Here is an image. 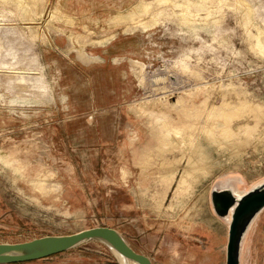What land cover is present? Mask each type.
<instances>
[{"label": "rangeland", "instance_id": "obj_1", "mask_svg": "<svg viewBox=\"0 0 264 264\" xmlns=\"http://www.w3.org/2000/svg\"><path fill=\"white\" fill-rule=\"evenodd\" d=\"M16 1L0 0V243L108 226L154 264H226L211 191L264 182V0ZM178 97L204 109L205 157L158 146L139 112ZM247 233L242 264H264V209ZM16 264L120 262L90 239Z\"/></svg>", "mask_w": 264, "mask_h": 264}, {"label": "water", "instance_id": "obj_2", "mask_svg": "<svg viewBox=\"0 0 264 264\" xmlns=\"http://www.w3.org/2000/svg\"><path fill=\"white\" fill-rule=\"evenodd\" d=\"M215 214L228 222L226 264H242L243 242L251 224L264 209V182L238 195L233 186L211 191ZM90 239H98L116 249L127 259L140 264H154L150 257L136 251L115 228L95 226L66 235H46L16 243H0V264L29 262L48 258Z\"/></svg>", "mask_w": 264, "mask_h": 264}, {"label": "bare ground", "instance_id": "obj_3", "mask_svg": "<svg viewBox=\"0 0 264 264\" xmlns=\"http://www.w3.org/2000/svg\"><path fill=\"white\" fill-rule=\"evenodd\" d=\"M38 0H18V5L20 4L21 6L23 5L25 7V10L28 11L29 8H31L32 6L36 5V2ZM43 1V0H41ZM23 7V8H24ZM22 8V7H21ZM24 10V11H25ZM31 10V9H30ZM27 11L25 13H27ZM33 11V10H32ZM55 11V15L54 17L58 16L61 17V12L59 7L54 10ZM28 14V13H27ZM31 14V13H29ZM133 17V16H132ZM261 38V37H259ZM257 49L259 50H264V42L261 39L257 40ZM185 92V91H184ZM194 93V92H193ZM163 95V94H162ZM177 103L174 105H171L169 102H167L166 100H164L163 98H160L159 103H162L161 107L158 108H151L149 111L146 108V106H143L139 112L141 111L142 113H149L150 114V118L148 119L149 123H150V132H151V136L157 140L158 146H161V148L164 147H170V148H179L182 150H185L186 148H191V150L193 151V156L196 157V154L198 156V154H201V156H204V148H201L198 145V139H196L195 132H196V128L198 126V123L200 122V120L202 119L200 117V113L204 111L201 110V105L198 107L195 104H188V103H184L181 98L179 99V97L177 98ZM176 102V101H175ZM200 103V102H199ZM222 108V107H221ZM227 108V107H226ZM224 108V109H226ZM217 109V108H216ZM252 110V109H251ZM147 111V112H146ZM218 111V110H217ZM215 110V108L213 107L209 112H208V116L207 119L205 120L206 124L203 128V132H205V135L211 136V135H215L219 130H218V122L215 121L214 118H212L215 115V112H217ZM223 111V110H222ZM197 112H200L199 115H197L196 118H194L193 116L195 114H197ZM223 113V112H222ZM226 113V111H225ZM220 114V113H219ZM225 115V114H224ZM227 115V114H226ZM147 116V114H146ZM219 116V115H218ZM199 118H201L199 120ZM217 118V117H216ZM227 118V117H226ZM218 119V118H217ZM225 120V119H224ZM219 121V120H218ZM228 124V123H227ZM221 126V125H220ZM225 127V126H224ZM223 128V127H220ZM227 129V128H226ZM224 130V129H222ZM221 133V132H220ZM227 133V132H226ZM230 133V132H229ZM218 134V133H217ZM223 134V133H222ZM231 134V133H230ZM225 135V133L223 134ZM209 138V137H208ZM211 138V137H210ZM219 138V137H217ZM223 138V137H222ZM220 144V143H219ZM172 151V150H171ZM187 151V150H186ZM174 152V151H172ZM206 152V151H205ZM16 154V153H15ZM14 152H10L9 154H5L2 155V158L5 162V164H8L9 166H11L12 168H14L16 171H19V173L23 172L25 169V164L20 161L18 158H16ZM191 154V153H190ZM144 156V155H143ZM193 156H191L190 158H192ZM199 158V161H197V163H202L204 160V157ZM207 156V155H206ZM147 157V156H146ZM182 157V156H181ZM142 158V157H141ZM144 158V157H143ZM169 159V158H168ZM178 161L179 159L176 158ZM175 160V159H174ZM146 161V160H145ZM163 161H165V159L163 158ZM171 162V160H169ZM181 161V160H180ZM183 161V160H182ZM188 161V160H187ZM191 161V160H190ZM193 161V160H192ZM140 162V161H138ZM168 162V160H167ZM166 162V163H167ZM205 162V160H204ZM169 163V162H168ZM174 163V162H173ZM179 163V162H178ZM196 163V161H195ZM193 163V164H195ZM165 165V164H163ZM171 165V164H170ZM180 165V164H179ZM178 166V165H177ZM193 166V165H192ZM187 167V166H186ZM190 167V166H189ZM197 167V166H196ZM201 167V166H200ZM171 168V167H170ZM179 168V167H178ZM188 168V167H187ZM191 168V167H190ZM167 169V168H166ZM173 170V169H172ZM46 171V170H45ZM164 171V170H163ZM162 171V172H163ZM188 171V170H187ZM189 171H191L189 169ZM161 172V174H162ZM175 172V171H174ZM177 172V171H176ZM20 173V174H21ZM186 173V172H185ZM23 174V173H22ZM47 174V173H46ZM160 174V175H161ZM165 174V173H164ZM177 174V173H175ZM24 175V174H23ZM22 175V176H23ZM190 175V174H189ZM188 175V176H189ZM38 176V175H37ZM51 176V175H50ZM163 176V175H162ZM165 176V175H164ZM173 176L174 173L172 174L171 177H162V181H164L167 186L165 185V187H170L171 183L173 182ZM183 176V175H182ZM186 177V176H184ZM182 178L180 180V183L177 187L176 185V190H175V194L182 192L181 190H183L184 188H182L183 185H185L184 183H186L185 178ZM198 177V176H197ZM32 179V178H31ZM46 179V176H39L38 178H36L34 180V184L36 185V188H40V190L42 188H45L46 183L44 184V180ZM198 179V178H197ZM30 181V180H29ZM160 181V180H159ZM158 181V182H159ZM47 182V181H46ZM188 185H189V181ZM48 184V183H47ZM226 184V183H225ZM187 185V184H186ZM229 186V185H228ZM223 187H225V185H223ZM49 188V186H48ZM47 187L45 189H48ZM187 188V187H186ZM44 189V190H45ZM170 189V188H169ZM43 190V191H44ZM168 190V189H167ZM234 191L235 193H237L238 195H241L243 193H245V191H243L242 189L239 188H235L234 187ZM160 204V203H159ZM159 211V210H158ZM255 221V220H254ZM253 224V223H252ZM251 224V225H252ZM251 227V226H250ZM248 234V233H247ZM246 234V236H247ZM245 236V239H246ZM244 239V243H246ZM111 250L113 251V253L115 254V256L118 258L120 264H140L137 261L131 260V259H127L125 258L123 255H121L116 249H114L113 247H111Z\"/></svg>", "mask_w": 264, "mask_h": 264}, {"label": "crops", "instance_id": "obj_4", "mask_svg": "<svg viewBox=\"0 0 264 264\" xmlns=\"http://www.w3.org/2000/svg\"><path fill=\"white\" fill-rule=\"evenodd\" d=\"M127 72V73H126ZM125 73L127 74V76L129 75V72L128 71H126ZM124 76V75H123ZM228 241V240H227ZM226 247H227V244H226Z\"/></svg>", "mask_w": 264, "mask_h": 264}, {"label": "trees", "instance_id": "obj_5", "mask_svg": "<svg viewBox=\"0 0 264 264\" xmlns=\"http://www.w3.org/2000/svg\"><path fill=\"white\" fill-rule=\"evenodd\" d=\"M13 264H16V263H13Z\"/></svg>", "mask_w": 264, "mask_h": 264}]
</instances>
